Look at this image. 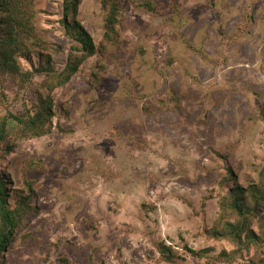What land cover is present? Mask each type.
Masks as SVG:
<instances>
[{"label":"rangeland","instance_id":"374dc122","mask_svg":"<svg viewBox=\"0 0 264 264\" xmlns=\"http://www.w3.org/2000/svg\"><path fill=\"white\" fill-rule=\"evenodd\" d=\"M34 2L60 73L74 45L64 0ZM120 2L119 43L54 90L52 132L0 154L10 201L26 211L0 264H261V219L260 246L207 231L234 184L264 169V0ZM106 16L101 0H79L75 19L98 47ZM18 64L31 81H0V117L44 94L46 74Z\"/></svg>","mask_w":264,"mask_h":264},{"label":"trees","instance_id":"16d2710c","mask_svg":"<svg viewBox=\"0 0 264 264\" xmlns=\"http://www.w3.org/2000/svg\"><path fill=\"white\" fill-rule=\"evenodd\" d=\"M101 3L107 16L103 41L98 47L92 36L75 19L79 0H64L65 17L69 20L64 19L65 32L74 41V45L69 53L68 65L58 73L52 63V55L47 53L46 42H39L35 33V18L39 11L34 0H0V81L9 77H16L20 84L31 81L33 72L23 73L18 58L29 61L36 73H45L47 77L42 87L44 94L39 93V101L32 109L27 107L24 113L0 117V154L14 152L16 145L11 143L12 140L51 133L55 116L52 97L54 90L69 82L87 59L103 52L108 45L119 43L118 28L122 25L121 2L101 0ZM146 6L154 9L152 4ZM35 57L36 62H33ZM15 126L21 128L20 134L11 130ZM7 184L0 174V260L13 243L17 229L25 223L26 216L21 202L13 205L10 201ZM222 204V213L215 226L207 231L209 237L216 240L228 239L237 246H260L264 238L258 242L251 226L258 218L264 221V169L260 173L258 183L243 187L236 182L223 198ZM158 248L163 261L173 262L175 252L171 246L162 243ZM190 252L199 256L195 251ZM63 261L67 263L66 260ZM254 261L250 264H257ZM258 261L264 264V255Z\"/></svg>","mask_w":264,"mask_h":264}]
</instances>
